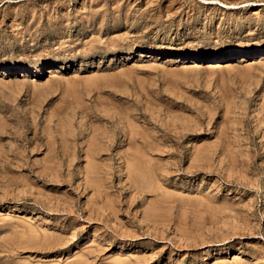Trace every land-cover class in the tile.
<instances>
[{
  "label": "rangeland",
  "instance_id": "1",
  "mask_svg": "<svg viewBox=\"0 0 264 264\" xmlns=\"http://www.w3.org/2000/svg\"><path fill=\"white\" fill-rule=\"evenodd\" d=\"M255 51L264 0H0V264H264Z\"/></svg>",
  "mask_w": 264,
  "mask_h": 264
},
{
  "label": "bare ground",
  "instance_id": "2",
  "mask_svg": "<svg viewBox=\"0 0 264 264\" xmlns=\"http://www.w3.org/2000/svg\"><path fill=\"white\" fill-rule=\"evenodd\" d=\"M234 54H236V53H234V52H230V53H227V54H224V55H221V56H218L217 58H219L220 57V59H223V60H227L228 58H233L234 57ZM251 54H253V55H251ZM247 55V54H246ZM259 55H262V56H264V51H262V52H260V51H255V52H252V53H250V54H248L247 56H251V57H258ZM140 56H142L141 54H140ZM190 57V56H189ZM194 57V56H193ZM192 57V58H193ZM243 57V56H242ZM197 58V57H196ZM247 58V57H246ZM167 59V58H166ZM165 59V60H166ZM183 59V58H182ZM182 59H179L178 60V62H185L186 60H182ZM200 58H198V60H199ZM206 59V58H205ZM241 59H243V58H241ZM250 60H251V58H249ZM249 59H243L244 61H249ZM253 60V59H252ZM21 70V69H20ZM6 71L4 70L3 71V73H1L0 72V74H7V73H5ZM22 72H24V71H22ZM93 151V150H92ZM82 153V152H81ZM96 153V152H95ZM86 154H87V152H86ZM91 154H92V152H91ZM94 154V153H93ZM97 154V153H96ZM90 156V155H89ZM95 155H93V157H94ZM91 158H92V156H90ZM95 158V157H94ZM130 160V159H129ZM136 161V160H135ZM137 162V161H136ZM132 163V162H131ZM136 164V163H135ZM126 165H129V164H127V162H126ZM141 165V164H140ZM135 167V166H134ZM139 167V166H138ZM144 167V166H143ZM142 168V167H141ZM135 169V168H134ZM132 172H133V169H132ZM140 172H141V170H140ZM146 172V171H145ZM144 172V173H145ZM139 173V172H138ZM130 174V173H129ZM142 174H143V172H142ZM131 176H133V175H131ZM137 176V175H136ZM140 176H142V175H140ZM133 177H135V176H133ZM132 177V178H133ZM139 179V178H138ZM151 179V178H150ZM130 180V179H129ZM134 181H136V180H134ZM133 181V182H134ZM139 181V180H138ZM141 181V180H140ZM137 182V181H136ZM147 182V181H146ZM139 183H141V182H139ZM139 186V185H138ZM143 187H144V185H143ZM149 215V214H148ZM53 248V247H52Z\"/></svg>",
  "mask_w": 264,
  "mask_h": 264
}]
</instances>
